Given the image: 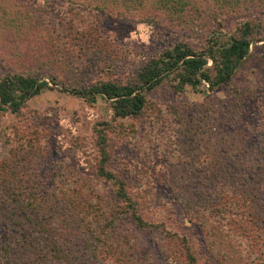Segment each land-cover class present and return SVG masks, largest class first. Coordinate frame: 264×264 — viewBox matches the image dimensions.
Instances as JSON below:
<instances>
[{"label": "trees", "instance_id": "16d2710c", "mask_svg": "<svg viewBox=\"0 0 264 264\" xmlns=\"http://www.w3.org/2000/svg\"><path fill=\"white\" fill-rule=\"evenodd\" d=\"M32 1L0 0V39L10 48L4 54H13L22 66L34 60L32 70L13 67L0 74V112L21 117L26 101L50 88L39 80L47 78L89 104L104 100L112 121L148 118L140 126L164 155L165 168L146 167L145 189L134 193L109 161L114 141L136 138L137 122H98L93 175L110 183L108 197L87 173L73 171L70 178L62 164L66 174L59 177L42 142L46 131L37 122L4 126L0 264H264V121L257 117L254 135L242 124L251 86L231 87L232 109L205 93L206 101L186 117L176 101L185 86L204 92L203 83L212 90L232 80L251 44L264 40V0H42L48 10ZM229 14L237 20L233 29L217 20ZM101 16L182 36L135 61L129 49L101 34ZM54 17L61 20L53 22ZM119 60L128 62L125 71L116 70ZM164 83L176 98L162 105L147 92ZM144 157L138 165H145ZM150 175L152 184L168 181L176 189L170 197L185 212L180 228L143 218V209L158 196V187L149 192ZM136 234L143 235L141 241ZM144 247L154 255L152 263Z\"/></svg>", "mask_w": 264, "mask_h": 264}, {"label": "rangeland", "instance_id": "374dc122", "mask_svg": "<svg viewBox=\"0 0 264 264\" xmlns=\"http://www.w3.org/2000/svg\"><path fill=\"white\" fill-rule=\"evenodd\" d=\"M32 2V5L36 8L39 7V9H41L43 6L42 3H44L43 7L46 8V10L51 9V6L49 4L47 5V3L42 0H35ZM204 5L205 1H202V6ZM247 15L249 16V14ZM217 17L218 22H221V24L225 26V29H233L237 24L236 18H233L230 14L226 18H221L222 16L220 15ZM250 17H254V14ZM52 20L53 22H58L61 19H59V17H54ZM99 20L98 28H100L101 34L112 40L113 43L118 44L119 47L129 49L128 51L132 52V59H136L135 61L155 54L162 46L171 44L182 36L178 30L173 29V32H169L162 27L148 23L114 21L107 16H101ZM209 24H211L210 26L213 28H217V23L212 24V22H210ZM191 41L193 43H198L199 38H193ZM256 46H262L264 48V40L255 41L251 44L246 58L234 69L232 80L228 83L218 85L212 90H207L206 83H203L202 86L206 89L204 92H202L201 89L193 91L190 87L185 86L183 92L176 100L183 104V106L179 108L180 115L188 117L193 111H197L198 104H202L206 101L205 93L210 95L213 101H219L224 104L226 109H228L229 106H231L232 109L234 99L232 98L231 87L238 86V88L241 89L249 85L251 86L253 95L244 98L241 108L244 112V121L242 124L252 135L256 134L253 126L257 123V117H261L264 121V55L262 54L263 50ZM24 47L20 49V52L25 51ZM7 48L4 40L0 39V74L13 67L19 68L21 72L28 70V66L29 70L34 68V60H31V62L25 66H22L21 63H14L15 57L13 54L10 53V55L8 54L9 56L4 54V49L7 50ZM9 50L10 48H8V51ZM209 64L210 61L208 60V65ZM116 66L118 72L125 71L128 68V62L119 60L116 62ZM39 80H45L50 88H45L38 94L29 98L21 109V117H15L8 110L0 112V158L6 155L3 135L4 126L12 124L22 125L23 123L31 121L37 122L41 127H44V131H46V135H43L42 142L47 148L48 159L55 163L53 170L60 173L59 177H64L66 174L61 173L64 172L62 164L63 166L67 165L70 169H68V173H70L68 177L72 178L74 176L73 171L87 173L100 192H103L105 196L108 195L109 197L112 189L110 183L106 181L103 182L97 178L95 179L93 175V162L96 157V151L93 145V129L100 121H111V123L119 122L123 126H128L137 122V124H135V128H137L136 138H124L113 142L110 151L109 168L111 171H114L124 178L128 184V188L136 194L141 192V189H145L143 182L144 177H146L147 174L149 175L150 169H147L149 165H151V167H153V165L158 167V164H160L161 170L165 168V166L163 167L165 161L164 155H160L154 146L151 147L153 142L148 141L145 136V127L140 126L141 124L145 125L148 122V118H144L145 122L130 118H117L112 121L111 109L104 100L97 98L94 103L89 104L67 89L52 84L47 78H40ZM147 96L150 99L159 100L162 105L172 100L174 101L176 98L175 93L170 91L166 83L147 92ZM192 106H195L193 110ZM237 111V108H235V114ZM229 112L232 111L229 110ZM153 115L154 114H150L149 116ZM151 133L156 132L151 131L150 134ZM158 133H161V131ZM153 149H155V151ZM142 154H146L147 159L144 157L145 165L140 166L137 161ZM224 156V153L221 154L218 160L223 161L224 159L222 158ZM59 163H61V165H57ZM219 163L220 162H216L217 166H220L218 165ZM194 167L196 168V166ZM137 168L146 169V173L142 172L141 174L139 172L140 169ZM158 174L154 173L153 177H156ZM142 175H144V177H142ZM139 176H141V179H139ZM150 177L151 175L146 179L148 180V185H152L151 188H148L149 192L156 191L158 187L159 189L156 191L158 196H156L155 200L151 201L147 208H144L145 210L143 209V218L145 220L147 219L149 222H163L168 228L176 227V225L179 224L180 228L181 225H184L181 221L185 217V212L182 208L176 206L172 197H170V193L173 194L172 191L174 192L176 189L171 188V184L167 183L168 181H165L166 183L161 185H159V183L152 184L153 182ZM141 236L143 235L136 234L135 238L141 241ZM151 248L152 252L156 251L153 246H151ZM141 251L146 254L145 259L148 260L149 263H152L151 257L154 256L152 252H146L145 247ZM157 257L158 255L155 259ZM235 257L236 255L233 257L234 262H236ZM215 261L218 263V260H214V262ZM208 262L210 261L208 260Z\"/></svg>", "mask_w": 264, "mask_h": 264}]
</instances>
